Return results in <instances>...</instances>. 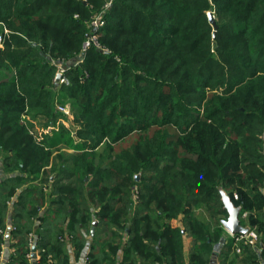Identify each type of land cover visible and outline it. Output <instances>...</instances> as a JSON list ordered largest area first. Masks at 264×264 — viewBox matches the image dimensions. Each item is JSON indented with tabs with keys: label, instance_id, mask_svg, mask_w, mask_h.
Returning <instances> with one entry per match:
<instances>
[{
	"label": "trees",
	"instance_id": "16d2710c",
	"mask_svg": "<svg viewBox=\"0 0 264 264\" xmlns=\"http://www.w3.org/2000/svg\"><path fill=\"white\" fill-rule=\"evenodd\" d=\"M0 37L6 264H33L30 235L37 264H264V0H0ZM223 194L256 247L236 252Z\"/></svg>",
	"mask_w": 264,
	"mask_h": 264
},
{
	"label": "rangeland",
	"instance_id": "374dc122",
	"mask_svg": "<svg viewBox=\"0 0 264 264\" xmlns=\"http://www.w3.org/2000/svg\"><path fill=\"white\" fill-rule=\"evenodd\" d=\"M96 19H98V18H96ZM95 19V20H96ZM101 22V21H100ZM87 41V40H86ZM85 44V43H84ZM92 46H94V45H92ZM91 47V46H90ZM89 47V48H90ZM97 47V46H96ZM83 50H84V46H83ZM59 67V70H58V73H60L61 72V68H62V66L61 65H59L58 66ZM57 73V74H58ZM56 83V82H55ZM61 84H67V83H62L61 81L59 82V86L61 85ZM58 86V87H59ZM60 107H69V114L68 115H66V114H64L63 112H61L60 110H59V108ZM56 110L58 111V112H60V113H62L63 114V117H60L58 120H57V124H56V126L54 127V129H57V128H59L60 126H64V127H66V128H72V125H74V123H73V119H74V116H73V113H72V107H71V105L69 104V103H65V104H61V103H59V104H57L56 105ZM45 120L43 119L42 121L41 120H36V121H33L34 122V126L36 127V129H37V137H39V138H42V136H44L46 133H49L50 131H52V130H50V128L48 129H46V128H43V125H44V122ZM73 132V134L75 133L74 131H72ZM50 134V133H49ZM131 142H132V139L130 138V139H128V140H126V142H124V146L126 147V146H128V145H130L131 144ZM99 152H102V148H100L99 150H98ZM74 151L73 150H64V151H61V154L59 153V152H57V151H55L54 152V154H53V159H52V161H54V163H55V166H65V167H70V166H72V164L71 163H67L66 162V160H68V159H70L71 157H72V155H74ZM55 176V175H54ZM137 181H139V179H137ZM61 183H63V184H70V181L69 180H63V181H61ZM51 188H53V186L52 187H50V186H45V188H43V191L45 192V194H47V193H51ZM18 193H20V191L18 192ZM236 195V194H235ZM18 197V194H17V196H15V197H13V199L11 200V202H10V204H9V206L11 205H13V203L18 199L17 198ZM54 200H56L55 199V195H53V197H52V200H51V197L50 198H48L47 199V201H46V203L43 205V207L41 208V209H49V208H51V207H53L52 205H51V203L54 201ZM138 203H139V200H138V197L137 196H135L134 198H133V204H134V207H137V205H138ZM175 224H176V222H175ZM93 226L95 227L94 229H91V226H89V230H92V233H93V235H92V237L95 235V232L96 231H98L100 228H99V224H98V221L97 220H94L93 221ZM96 227H97V229H96ZM249 228V227H248ZM229 238H232L231 236H230V234H229ZM89 240H90V237H89ZM88 247H89V244L87 245ZM37 261H38V259H37Z\"/></svg>",
	"mask_w": 264,
	"mask_h": 264
},
{
	"label": "built area",
	"instance_id": "2783aa9c",
	"mask_svg": "<svg viewBox=\"0 0 264 264\" xmlns=\"http://www.w3.org/2000/svg\"><path fill=\"white\" fill-rule=\"evenodd\" d=\"M103 25V22H100V19H94V21L91 23V26L94 28H97V30L99 29L100 26ZM2 44V37H0V45ZM97 46L98 48H100V44L98 42V38L96 35H92L90 38L87 39V41L85 42L84 44V51H87V49H89L90 46ZM63 73H64V69L63 67L61 68V72L60 74H62V79H61V82L62 83H67L68 84V81L65 77H63ZM59 110L61 112H63L64 114L68 115L69 114V107H60ZM234 198L237 199V195H234ZM247 217V213H244L243 214V218H246ZM11 229V227H9ZM8 229V230H10ZM8 230H3V229H0V235H2V237L5 239V242L6 243L8 240H9V231ZM230 234V233H229ZM230 236L234 239L235 241V248H236V252L237 253H240L241 252V248L239 246V244L241 242H245V244H247L248 246L250 247H256L260 241V235L258 232H256L255 230H251L249 229L247 233L245 234H230ZM34 241H35V238L33 235H30V245L32 247H34ZM4 245V244H3ZM2 245V247H3ZM37 259H38V256H37Z\"/></svg>",
	"mask_w": 264,
	"mask_h": 264
},
{
	"label": "water",
	"instance_id": "95a60500",
	"mask_svg": "<svg viewBox=\"0 0 264 264\" xmlns=\"http://www.w3.org/2000/svg\"><path fill=\"white\" fill-rule=\"evenodd\" d=\"M208 17L210 20V23L214 27V36L216 35V31L218 29V26L214 20L213 13L209 12ZM97 28L93 29V32H96ZM92 34L87 35V39L90 38ZM63 69L66 70L67 66H63ZM62 79V74L58 73L56 75L55 79V86H59V82ZM223 202H224V207L228 212V219L223 221V227L224 229L230 233V234H245L248 232L249 228L248 227H243L241 225L239 216H240V208L235 207L233 202L231 201L230 197H228L226 194H223ZM93 234V233H92ZM31 260L33 261V264H37V247H33L31 251Z\"/></svg>",
	"mask_w": 264,
	"mask_h": 264
},
{
	"label": "crops",
	"instance_id": "0c3cea01",
	"mask_svg": "<svg viewBox=\"0 0 264 264\" xmlns=\"http://www.w3.org/2000/svg\"><path fill=\"white\" fill-rule=\"evenodd\" d=\"M10 208H11V205H10ZM11 210V209H10ZM48 209H41V211H40V213H39V216H43L44 214H45V212L47 211ZM39 216H37L35 219H33V222L35 223V225L36 224H39V222H38V218H39ZM9 217L10 216H8V218H7V220H6V225L8 226V227H10V225H11V223H10V220H9ZM175 223V222H174ZM226 231V230H225ZM226 235L227 236H229V233L226 231ZM187 241H186V246H187V249L189 248L190 249V247H191V239L190 238H187L186 239ZM13 242V241H12ZM12 243H10L9 242V240L6 242V243H4V245H3V247H2V253H1V257H0V264H6L7 262H8V260H9V258H10V256H11V254L14 252V247H12ZM86 253L87 252H85V253H83V255L80 257V258H78V259H75L74 257H73V255H72V257H71V264H86ZM217 258H215V261H216V263L215 264H217V260H216Z\"/></svg>",
	"mask_w": 264,
	"mask_h": 264
}]
</instances>
